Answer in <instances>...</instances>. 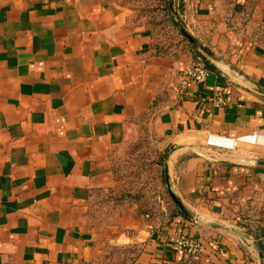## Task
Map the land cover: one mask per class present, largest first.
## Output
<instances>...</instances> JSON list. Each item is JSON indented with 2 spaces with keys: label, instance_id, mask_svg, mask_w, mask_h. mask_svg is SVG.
I'll return each mask as SVG.
<instances>
[{
  "label": "crops",
  "instance_id": "0c3cea01",
  "mask_svg": "<svg viewBox=\"0 0 264 264\" xmlns=\"http://www.w3.org/2000/svg\"><path fill=\"white\" fill-rule=\"evenodd\" d=\"M177 7L221 65L115 0H0V264H99L107 244L185 264L180 231L203 243L194 264L264 263V0ZM197 54L214 66L178 100L172 71ZM148 117L186 213L119 194L112 157Z\"/></svg>",
  "mask_w": 264,
  "mask_h": 264
},
{
  "label": "rangeland",
  "instance_id": "374dc122",
  "mask_svg": "<svg viewBox=\"0 0 264 264\" xmlns=\"http://www.w3.org/2000/svg\"><path fill=\"white\" fill-rule=\"evenodd\" d=\"M129 7L137 19L149 23L155 32L156 40L170 45L190 44L179 29L173 24L161 0H115ZM138 138L118 149L112 157V169L118 181L119 194L126 199L139 202L144 208H150L160 200L158 196H168L165 183L164 163L160 157L166 150L159 143L154 128V119L140 120ZM136 198L138 201L132 199ZM120 197V196H118ZM118 197L116 199H118ZM120 197V198H121ZM164 199V198H163ZM95 221L104 223L110 219L112 204L107 200H97L93 206ZM138 247L132 245L107 244L99 258V264H132Z\"/></svg>",
  "mask_w": 264,
  "mask_h": 264
},
{
  "label": "built area",
  "instance_id": "2783aa9c",
  "mask_svg": "<svg viewBox=\"0 0 264 264\" xmlns=\"http://www.w3.org/2000/svg\"><path fill=\"white\" fill-rule=\"evenodd\" d=\"M210 70L205 59L201 55L194 58L184 65L172 71L173 76H177L179 81L175 87V93L178 100H183L188 96L194 83H201L206 80ZM214 102L220 105L224 102V95L221 90L214 93ZM161 202L164 199L158 196ZM176 246L185 254V264H194L197 257L203 252V243L200 238L185 231L178 232L175 239Z\"/></svg>",
  "mask_w": 264,
  "mask_h": 264
},
{
  "label": "trees",
  "instance_id": "16d2710c",
  "mask_svg": "<svg viewBox=\"0 0 264 264\" xmlns=\"http://www.w3.org/2000/svg\"><path fill=\"white\" fill-rule=\"evenodd\" d=\"M161 4L164 6L165 10L167 11V13L165 14H168V16L170 17L171 21L173 22V24L179 29L180 33L182 35L185 36V38L188 40L190 46H193V47H197L186 35L185 33L181 30V28L179 27V25L177 24L176 22V15L173 13L172 11V5H171V0H161ZM174 7L176 8V10H178V7H177V0H174ZM197 55H201L202 54H197ZM195 55V56H197ZM203 57V56H202ZM204 58V57H203ZM205 59V58H204ZM206 63L209 65V66H214L213 63H211V61L209 59H205ZM169 150H166L165 153L160 157V162L164 163V172H165V183H166V190H167V193H168V196H165L163 197L165 199V201L167 203L171 202L173 203L178 209L180 212L182 213H186L185 210H183L181 208V206L179 205V203L173 198V196L171 195L170 191H169V188H168V184H167V180H166V164H165V159H166V156L168 154ZM130 196V195H129ZM127 197V194H124V197L125 198ZM132 199L138 201L136 198H133L132 196H130ZM153 207V206H152ZM152 207H150L149 209L146 208L145 211H149V210H152ZM258 245H259V248H260V251L262 253V258H263V262H264V239H258ZM264 264V263H263Z\"/></svg>",
  "mask_w": 264,
  "mask_h": 264
},
{
  "label": "water",
  "instance_id": "95a60500",
  "mask_svg": "<svg viewBox=\"0 0 264 264\" xmlns=\"http://www.w3.org/2000/svg\"><path fill=\"white\" fill-rule=\"evenodd\" d=\"M171 5H172V11L173 13L176 15V22L179 25V27L181 28V30L185 33V35L196 45L198 46L201 51L214 63L221 65L222 64V60L216 55L214 54L212 51H210L206 46L198 43V41L192 36V34L188 31V29L185 26V23L182 19V17L179 15L178 11L176 10V8L174 7V0H171ZM258 164H264V159L262 160H258L257 161ZM167 182H168V187H169V191L171 193V195L173 196V198L179 203V205L182 207L181 203L179 202V200L176 198L174 191L172 190L169 178L167 177Z\"/></svg>",
  "mask_w": 264,
  "mask_h": 264
}]
</instances>
